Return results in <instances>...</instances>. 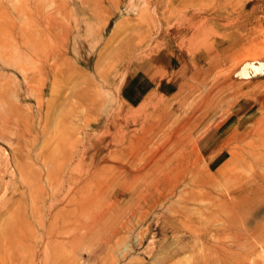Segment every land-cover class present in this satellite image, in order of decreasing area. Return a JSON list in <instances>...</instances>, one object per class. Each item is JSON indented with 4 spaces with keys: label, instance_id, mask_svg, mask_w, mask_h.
Instances as JSON below:
<instances>
[{
    "label": "rangeland",
    "instance_id": "374dc122",
    "mask_svg": "<svg viewBox=\"0 0 264 264\" xmlns=\"http://www.w3.org/2000/svg\"><path fill=\"white\" fill-rule=\"evenodd\" d=\"M23 1L0 0V4H2L0 5V14L2 15H0V43L2 40L14 43L12 45V42H8L11 45L4 56L0 57V154L6 152L8 155V160L0 165V205L7 202L23 182L18 169H16L13 178H10L9 174L10 165L8 163H15L14 159L18 150L20 151L26 145L35 148V152L27 157L30 161L36 162L45 142L52 143L57 135H60L61 139L66 137V133L61 132L64 128L67 131L77 130L79 134L76 135V138H80L85 143L84 147H89L88 158L91 161L96 153L97 161L107 156L109 151L106 149V145L109 140L114 138L118 140L122 136L125 138V140L122 138V141L126 143L127 152L129 154L134 152L140 158L160 152L172 141L182 139L181 151L185 162L187 161L185 172L188 177L183 187L185 190L182 188V192L172 200L171 204H174L175 210L184 206L186 199H190V196L202 197V199L200 198L201 206L206 208L211 204V198L220 192L218 189L223 191V189L230 188L229 181L222 175L218 176V179L215 178L211 182V186L206 185V179L203 176H206V169L213 158H215L213 161L215 164L213 163L212 174L216 173L230 159V154L225 148L228 145L235 146L239 140L238 134L245 131L247 127H251L253 122L258 120L264 112V0H118V2L112 0V3L108 2L109 0H56L55 2L49 0L48 3L46 1L44 5L46 12L50 6V9L55 11L49 10L50 13H56L61 8V14L57 17L60 21L64 20V23L62 22L63 31L60 28V34L62 32L63 34L54 43H57V50H61V52L65 51V47L69 49V64L64 74L65 77L60 74L56 82L54 78L49 79L44 91H42L41 75L39 79L26 80L24 70L28 68L31 71L32 67L39 65L45 68V76L54 67L53 59L46 55L33 58L29 55L25 45L26 41L32 40L31 37L19 40L15 34L13 37L11 35L12 31L17 34L16 31L20 33L21 29L27 27L25 15L20 17L14 10L15 6ZM99 8L100 10H98ZM6 9L9 12L5 11ZM153 15L155 16L153 17ZM167 17L168 19H166ZM10 18L13 20L11 21ZM68 22L71 24L70 27L69 24L67 27L66 23ZM133 29H136V32ZM9 30L10 32H8ZM140 30L149 32V40L137 52L122 53L126 49L121 44L126 45L128 39L138 37L137 33L141 34ZM63 38L66 39L63 40ZM5 39L8 40L5 41ZM79 39L81 43L83 42L82 44L79 43ZM14 40L18 42L15 43ZM19 41L22 42L19 44ZM47 44L48 50L55 51L56 47L51 45L52 43L47 42ZM73 54L75 55L73 56ZM152 61H155L156 66L161 64L160 75L164 76L163 82L167 81L173 84L171 93L165 89H157L160 75L155 79L152 76L154 79L151 85L154 88L152 94L140 107L128 106L120 92V85L123 87L127 83L126 81L130 80L131 74H137L135 76H138L139 79L146 78V71ZM24 67L26 68L24 69ZM78 70H83L85 74ZM174 73H176L175 77ZM32 74L30 73L29 76ZM77 78L78 81L81 78L86 80L81 83L82 81L78 82ZM87 80L93 81L94 84H100L102 87L98 93L92 94L93 99L88 101L89 103L80 105L75 95L82 91L83 87L85 88ZM193 89L197 92H194ZM193 92L196 94L194 95ZM161 110L167 117L172 113L169 124L162 131L156 133L153 139L154 143L147 149L137 147L138 140L135 137L143 135L151 126L149 133L158 129L162 120L158 112ZM112 121L121 125L118 124L119 127L116 129L113 127L109 131L108 127ZM135 121L137 124H134ZM241 122L244 123L243 127L241 130H237ZM16 127L32 128L37 131L38 138L34 140L29 134H26L25 138L22 135L19 136L16 133ZM46 128L48 133L43 134ZM122 128L124 130L120 131ZM176 134L179 136L176 137ZM132 139L135 146L129 148V142ZM190 139L197 145H194ZM80 147V150L84 149L82 146ZM116 149V151L120 150L118 147ZM124 155L122 157L128 159ZM196 158L198 160H195ZM124 159L123 161H126ZM21 164L23 166V162ZM107 164L108 161L100 163V166L105 167ZM115 164L120 165L119 162ZM200 165L203 166V169ZM195 173H199L196 174L197 177L193 176ZM121 178L116 177L115 184H118ZM196 181L197 183H193ZM111 189L114 190L113 193L110 190L102 196L105 203L112 200L111 197L113 198L118 187L115 185ZM212 190L216 193H211ZM129 198L121 206L126 212L124 215L131 218L134 230L138 229L137 234H141L142 237V244L137 248L138 252L135 254L136 260H141H139L140 262L136 261L137 264H157L168 254L169 262L166 260L165 264H200L201 257L205 252L203 251V240L188 234L186 230L175 233L172 229H168L169 233H166V237L162 232L164 220L172 221L173 219L167 210V207L171 206L170 204L164 208L150 199L146 202L139 199L131 202ZM190 206L194 209L192 204ZM192 211L193 217L197 218L198 215L194 210ZM262 212L260 218L264 216V208ZM251 222L254 224V220ZM244 224L240 229H247L248 239L246 238L244 241H240L238 237L225 239V241H232L234 245H237V254L228 264H264V244H256L257 241L250 240V215ZM193 225L200 226L199 223H193ZM119 239L114 238L112 246L116 245ZM181 243L186 244V247H182ZM95 245L92 246L95 247L92 248L93 250L98 249L99 245ZM115 252L120 253L118 248ZM99 260L92 259L88 252L83 251L77 252L71 258L74 264H77L78 261H80L78 264H103V261ZM117 260L119 261V259ZM117 260L114 264L118 263ZM133 262L136 264L135 260ZM219 262L216 264H220Z\"/></svg>",
    "mask_w": 264,
    "mask_h": 264
},
{
    "label": "bare ground",
    "instance_id": "6f19581e",
    "mask_svg": "<svg viewBox=\"0 0 264 264\" xmlns=\"http://www.w3.org/2000/svg\"><path fill=\"white\" fill-rule=\"evenodd\" d=\"M46 1L47 3L49 2V0H24L23 2H20L18 5H16L14 8L15 13L18 14L20 17L22 15L23 16L25 15L24 17L26 19V23L25 22L24 23L26 24L27 27L21 29L20 33L16 31L17 34L14 33L15 31L11 30L13 32L11 33L12 37L15 34L16 35L15 37L18 38L19 40L25 39L26 37L29 38L31 37L32 40L28 42L26 41L25 45L27 47L26 49L29 52V55H31L33 58L34 57L38 58L40 56L46 55L49 58L51 57L53 59L52 62L54 63L52 64H54V67L50 70L49 73L47 72V75H45L46 78L44 76L45 68L42 66L36 65L35 66L36 68L32 67L31 71L28 68L27 70H24L26 80L27 79L34 80L36 78L39 79V76L41 75L40 77H41L42 91H44L46 87V83L48 82L49 79L54 78L56 82L60 74L63 77H65L64 74L65 71H67L66 69L68 68L67 66L69 64V58H68L69 49H66L65 47V51L61 52V50L60 51L57 50L58 49V47H56L57 43L56 44L54 43L57 42L58 38H60V35L63 34V32L62 34H60L61 33L60 31L61 30L63 31L62 24L64 23L63 22L64 20L60 21L57 17L59 14H61L60 12L61 8L60 9L58 8L59 11H57L56 13H50L49 12V10H51L50 9L51 6H50V8L47 9L49 12L48 13L45 11L46 9L44 10L45 8L44 5ZM55 1L56 0H54V2ZM100 1H104V0H100ZM108 2L112 3V0H109ZM206 3L207 2H205V5H207ZM208 5L210 4L208 3ZM98 10H100V8ZM5 11L9 12L7 9ZM138 15H139V11H138ZM13 16L16 17L17 15H13ZM154 16L155 15H153V17ZM166 19H168V17ZM2 20L4 19L2 18ZM66 24L68 27L69 22ZM70 25L71 24H69V27ZM133 30L135 31L136 29ZM146 31L141 32L140 30L141 34L137 33L138 37H132L131 40L128 39L129 41L127 42L126 45L121 44V46L122 47L125 46L124 49L128 51L127 52L125 50V52L122 53L130 54L131 52L132 53L137 52L138 49L145 42L149 40V32ZM8 32H10V30ZM8 32H6L7 35ZM76 33H77V29H76ZM66 35L68 34L66 33ZM64 39L66 38H63V40ZM7 40L5 39V41ZM3 41L4 40H2L0 43V55H1L0 57L4 56L6 50L11 45L8 44L9 41L8 42H3ZM17 42L15 41V43ZM20 42L22 41H19V44ZM47 42L52 43L51 45H54L56 47L55 51L48 50V48L46 47L48 45ZM79 43H81L80 39H79ZM12 45H14V43ZM67 47L69 46L67 45ZM121 49L122 48H120V50ZM122 51L124 50L122 49ZM74 55L75 54H73V56ZM47 62L46 64H48ZM31 63L33 64V61ZM49 66H51V64H49ZM160 67H162L160 63L158 66H156L155 61H152L151 65L148 67V70L146 71L147 77L150 78L151 80H154L157 76L161 74ZM25 68L26 67H24V69ZM78 71L80 72L81 70ZM81 72L84 71L82 70ZM30 73H33L32 76H29ZM83 74H85V72ZM175 74L176 73H174V77L176 76ZM135 75L137 74H133V75L131 74L130 80L126 81L127 83H125L123 87L122 85H120L121 94H123L124 91L128 90L129 84H131L130 81ZM88 76L90 77L89 74ZM152 76L154 77V79ZM159 77H160L158 78L159 89L160 88L161 90L168 89L167 92L171 93L173 89L172 88L173 84L167 81L163 82L164 79L163 75H160ZM82 78L79 79V81L80 80L82 81L81 83H83V81L86 80V79L82 80ZM33 84L30 86L32 87ZM85 84H86L85 88L83 87L82 91H80L75 95L76 96L75 98L80 105L84 103H89L88 101L93 99L92 94L96 92L98 93V91L102 87V85L100 87V84H94L93 81L90 82V80L89 81L87 80ZM80 86L78 87L80 88ZM193 90L194 92H197L195 89ZM194 92L193 94L195 95L196 93ZM174 96L176 97V95ZM168 100L167 102L170 101ZM162 111L163 110L158 112V114L161 115V118L163 120V121L161 120L160 122L161 124L158 123L160 124L158 129L152 130V132L149 133L150 132L149 130L152 127L151 126L149 130L147 128L148 131L146 130L147 132H145L143 135L139 137H135L138 140L137 147L141 149L142 148L147 149L152 143H154L153 139L156 133L158 131L159 132L162 131L163 128H166L165 126L169 124L168 122H170L172 113L169 114L167 117L165 115V112ZM5 121L7 122L8 120ZM113 122L114 121H112V123L108 127L109 131L113 127L116 129L117 127H119V125H121L120 123H116V122L113 123ZM136 122L137 121H135L134 124H137ZM243 124L244 123L241 122L237 130H241ZM15 130L17 135L19 136L22 135V137L24 138L26 137V134L27 135L29 134L34 140L38 138L37 131L32 128L25 127L21 129L19 127L18 128L16 127ZM45 130L46 131H44L43 134L47 132V128ZM121 130L124 129L122 128L120 129V131ZM63 131L66 133V137L65 138L63 137L64 139L63 138L61 139V136L57 135L55 137L53 136L54 141L52 143L45 142V144L43 145L40 151V154L38 155V158L36 159V162L30 161L29 158L27 157L28 155L35 152L36 149L26 145V147H22L20 151L18 150V154L15 156L14 159L15 163H11V162L8 163V165H10V170H9L10 178L14 177L16 173V169H18L19 175L22 178L23 182L14 191V194L9 198V200L3 203L2 205H0V264H74L71 261L72 256L76 255L77 252H81V251L88 252L92 259L102 260L103 264H114V262H116L117 259H119V261L117 260L118 261L117 264H134L133 261L134 260L135 262L137 261L135 254L138 252L137 248L140 247V245L142 244V237L141 234H137L138 229L137 231L134 230L135 227L131 223V218L128 216L126 217L124 215V213L126 212H124L123 210L124 208L121 206V204L125 202L128 199V197H130L129 199L131 202H134L138 199L140 201L146 202L149 201L148 199H150L151 201H155V203L159 204L164 208H166L170 204L171 206L167 207V210H169V212L171 213L170 216H172L173 219L172 221L167 219L164 220L162 232L166 237V233L168 232V229L169 230L172 229V231H174L175 233H179L181 232V230H183L184 232V230H186L188 234L190 233L199 240H203L204 245L203 244L202 245L204 246L203 251L205 252L203 257H201L202 259L200 261V264H216L218 263V261H220L219 262L220 264L230 263L232 261V258H234L235 255L237 254L236 252L237 245L236 244L234 245L232 241L227 242L225 241V239L231 237L233 239L238 237L240 241H244L246 238L248 239L249 235H246L248 234L247 229L241 230L240 227L245 225L244 223L249 215H250V240L257 241L256 244H264V216L260 218V215H262L263 213L262 209L264 208V112L258 120L253 122L251 127H247L245 131H243L241 134H238L239 136L238 137L239 140L237 143L238 145L237 144L236 145L234 144L235 146L228 145V147L225 148V150H227L228 153L230 154V159L226 163H224V165H222L216 173L214 174L211 173L212 167L215 164V162H213L215 158L212 159L211 164H209V166L207 167L206 176H203L206 179L205 181L206 185L208 184L209 186H211V182L218 176L222 175L226 177V179L229 181L228 182L229 185L231 186L228 190L223 189V191H221V189H218L220 190V192L218 193L212 190L211 193L213 194L216 193V196H213V198H211V204L206 208L201 206L200 198L202 199V197L190 196L189 194L188 195L190 196V199L187 198L185 201V205L179 208L178 210H175L174 204H171L172 200L182 192L181 189L186 184L187 181L186 179L188 177L186 176L187 173L185 172L186 171L185 166L187 167L186 165L187 161L185 162V159L183 157V152L181 151L182 139H180V141H176V140L172 141L170 145H167L160 152H154L153 154L149 155L150 157L148 156V157L140 158L138 154L134 152L131 154L127 152L128 148L125 146L126 143L122 141V138L124 137L120 136L121 137L120 139L116 140V138H114L113 140H109V143H107L106 149L109 151V154L107 156L97 161L98 158L96 153V156L93 158V161H91L89 160L90 158H88L89 147L88 146L84 147L85 143H83V141L80 140V138H76V135L79 134L77 130L67 131L66 128H64L62 129L61 132ZM177 136L179 135L176 134V137ZM174 139H176L175 136ZM194 145H197L196 142H194ZM80 146H82L84 149L80 150L79 149ZM134 146L135 145L133 144V139H132L129 142V148ZM117 147L120 148V150L116 151ZM199 152L200 151H198V153ZM123 155L127 156L128 159L126 158L124 159L122 157ZM200 155L199 157H201ZM122 158L126 161H123ZM198 158H196L195 160H198ZM5 160H8V155L6 152H1L0 165L3 164ZM107 161L108 164L105 165V167L100 166V163ZM21 162H23V166ZM116 162H119L120 165H116L115 164ZM204 164L205 166H207L205 161ZM199 173H195L193 176L195 177V175L196 174L198 175ZM116 177H122L121 180H119L120 182L118 184H115ZM193 183H197V181ZM115 185L118 187V189L117 192L114 193L115 195H113V198L111 197L112 199L110 201L111 203L110 202L105 203V201H103L102 196L105 193L110 192V190H112L111 188H113ZM113 191L114 190H112V193ZM190 204L194 206L193 207L194 209L191 208ZM192 210H194L195 214L198 215L197 218L193 217ZM252 220H254V224H252L251 222ZM196 222H198L200 226L193 225V223L198 224ZM122 236H124L125 238ZM114 238H120V239L116 245L112 246L111 243ZM198 239L196 240L198 241ZM95 244H98L99 246L97 245L98 249L93 250L95 247L93 248L92 246H96ZM182 245H181L182 247L184 248L186 247V244H182ZM116 248L119 249L120 253L117 254L115 252ZM178 250L180 249L178 248ZM169 258L170 256L168 254L164 256V258H162L157 264H165L166 260H168ZM139 260L137 262L141 261ZM79 262L80 261H78V263Z\"/></svg>",
    "mask_w": 264,
    "mask_h": 264
},
{
    "label": "crops",
    "instance_id": "0c3cea01",
    "mask_svg": "<svg viewBox=\"0 0 264 264\" xmlns=\"http://www.w3.org/2000/svg\"><path fill=\"white\" fill-rule=\"evenodd\" d=\"M153 82L154 81L148 77L139 79L138 76H135L131 84H129L128 90L124 91L122 94L127 105L133 108L140 107L141 104L152 94L154 88L151 85ZM157 89H159L158 86Z\"/></svg>",
    "mask_w": 264,
    "mask_h": 264
}]
</instances>
